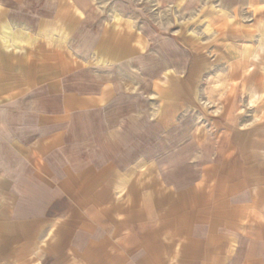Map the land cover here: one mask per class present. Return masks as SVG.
I'll return each mask as SVG.
<instances>
[{"label":"crops","instance_id":"obj_1","mask_svg":"<svg viewBox=\"0 0 264 264\" xmlns=\"http://www.w3.org/2000/svg\"><path fill=\"white\" fill-rule=\"evenodd\" d=\"M252 2L246 0V10H253L248 8ZM237 9L223 5L219 11L227 15L209 10L201 26L232 28L228 20ZM120 21L115 15L114 26ZM22 35L13 32L8 20L0 22L2 48L18 50ZM100 41L103 58L117 60L131 51L124 44L121 49L118 38ZM134 46L144 48L138 41ZM113 82L102 84L98 95L71 94L63 106L104 111L112 103L108 92L114 90ZM47 90L55 91V85ZM181 101L163 100L155 110L161 107L171 117L184 108ZM257 103L250 100L251 105ZM151 108L148 104L139 116L144 122H151ZM260 109L254 121L261 124L254 129L221 128L213 121L198 150L192 151L196 162L189 165L194 170L175 181L147 155L133 151L131 165H121L112 150L116 143L110 148L106 141L105 147L91 149L88 132L79 137L59 128L64 120L56 115L43 117L36 133L30 129L0 145V264H264ZM100 117L102 124L120 119ZM113 128L103 126L101 138L119 139L120 132ZM24 137L30 141L22 142Z\"/></svg>","mask_w":264,"mask_h":264},{"label":"rangeland","instance_id":"obj_2","mask_svg":"<svg viewBox=\"0 0 264 264\" xmlns=\"http://www.w3.org/2000/svg\"><path fill=\"white\" fill-rule=\"evenodd\" d=\"M259 1L262 6L254 0L248 6L253 10H246V0H0V22L8 20L13 32L23 34L16 51L0 45V145L36 133L39 120L56 115L64 120L59 128L79 137L88 132L91 149L116 143L112 150L121 165H131L134 151L159 161L169 181L182 173L186 179L196 162L192 151L213 121L238 130L261 124L254 121L257 109L264 110V0ZM223 5L238 7L228 20L232 28L201 26L209 10L224 14ZM115 15L121 17L117 26ZM101 38H118L120 48L131 51L125 58H103ZM112 79V103L104 111L63 106L71 94L98 95ZM54 85L55 91L47 90ZM252 98L258 103L251 105ZM161 100H182L184 108L169 117L161 107L155 110ZM148 104L150 123L139 117ZM103 114L119 122L102 124ZM103 126H114L119 139L101 138Z\"/></svg>","mask_w":264,"mask_h":264}]
</instances>
